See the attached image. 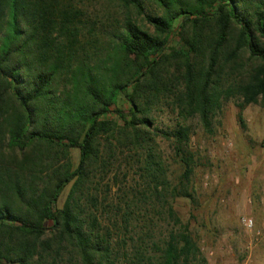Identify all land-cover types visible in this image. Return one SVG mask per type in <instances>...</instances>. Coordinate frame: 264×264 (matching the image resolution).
Masks as SVG:
<instances>
[{"label": "trees", "instance_id": "trees-1", "mask_svg": "<svg viewBox=\"0 0 264 264\" xmlns=\"http://www.w3.org/2000/svg\"><path fill=\"white\" fill-rule=\"evenodd\" d=\"M111 1L153 31L126 15L116 42L123 55L92 65V53L80 51L89 24L81 0H0V264L206 263L171 202L194 199L186 119L197 116L211 132L222 101L238 95L243 127L242 110L264 96V0H153L160 14L147 12L144 0ZM174 31L177 46H168ZM244 53L257 63L247 74ZM59 78L74 92H51ZM153 104L182 120L152 127ZM157 137L172 146L175 182ZM71 148L79 150L74 168ZM123 148L141 156L146 187L100 198L94 180L107 176ZM157 202L172 223L156 237Z\"/></svg>", "mask_w": 264, "mask_h": 264}, {"label": "rangeland", "instance_id": "rangeland-1", "mask_svg": "<svg viewBox=\"0 0 264 264\" xmlns=\"http://www.w3.org/2000/svg\"><path fill=\"white\" fill-rule=\"evenodd\" d=\"M81 1L87 10L89 24L83 38L84 44H88L80 51L85 50L82 54L92 53V65L98 61L108 65L123 55L116 42L126 15H130L142 28L153 31L134 10L126 9L116 1ZM144 3L147 12L161 13L153 0H144ZM177 40L174 31L168 46H177ZM241 60L245 74L257 64L245 53ZM236 79L241 78L236 76ZM72 88V84L59 78L51 92L62 96L74 92ZM240 101L238 95L222 101L212 119L211 132L204 130L197 116L186 119L193 131L190 145L196 161L191 178L194 199L190 201L186 197H176L171 202L180 223L188 224L206 260L205 264H264V96L242 110L243 127L237 118V104ZM117 106L123 109L128 107L122 97H119ZM149 114L153 118L152 127L164 130L173 128L183 117L160 104H153ZM114 116L109 113L105 118ZM154 147L169 166L168 178L175 182L180 167L175 161L170 142L157 137ZM123 149L125 152L116 154L117 158L107 176L94 180L92 191L100 198L121 199L125 194H131L130 189L142 190L146 187L147 178L142 177L141 156ZM69 154L74 168L79 150L71 148ZM69 188L70 185H67L60 195L58 207L64 203ZM153 205L150 209L157 213L152 218V231L157 237L171 228L172 221L161 203ZM147 207L149 205L146 204L143 208ZM243 218L251 220V225H247ZM45 224L49 225V222Z\"/></svg>", "mask_w": 264, "mask_h": 264}, {"label": "built area", "instance_id": "built-area-1", "mask_svg": "<svg viewBox=\"0 0 264 264\" xmlns=\"http://www.w3.org/2000/svg\"><path fill=\"white\" fill-rule=\"evenodd\" d=\"M243 221H244L247 225H251V220L243 218Z\"/></svg>", "mask_w": 264, "mask_h": 264}]
</instances>
